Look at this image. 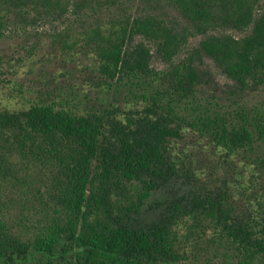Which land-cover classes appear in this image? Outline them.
Instances as JSON below:
<instances>
[{"label":"trees","instance_id":"trees-1","mask_svg":"<svg viewBox=\"0 0 264 264\" xmlns=\"http://www.w3.org/2000/svg\"><path fill=\"white\" fill-rule=\"evenodd\" d=\"M14 38L0 264H264V0H0Z\"/></svg>","mask_w":264,"mask_h":264},{"label":"rangeland","instance_id":"rangeland-1","mask_svg":"<svg viewBox=\"0 0 264 264\" xmlns=\"http://www.w3.org/2000/svg\"><path fill=\"white\" fill-rule=\"evenodd\" d=\"M137 5V4H136ZM170 16H174L173 11L167 10ZM230 34L233 36L239 37L242 36L243 33L237 32V31H230ZM202 37H197L190 39L188 42V47L185 49L183 53H181L180 56L187 54L193 47H195L198 43V41ZM23 42L22 38H14V39H0V57L6 60H11L12 64L14 65V70H16L15 76L11 75L12 72L9 74H6L5 77H1L0 81H6L7 79H12L17 81L18 83L25 82L26 78V72L28 71V68L30 67V63L32 61H35L41 57L40 55H43L44 51L41 49L37 55L32 56L30 58L28 56V53H25L24 50L20 49L18 47L19 43ZM43 48L45 49L48 45V40L44 39ZM42 42V43H43ZM16 61L15 63V60ZM152 66L155 69H162L164 65L160 63L157 60H153ZM199 67L203 69V71L206 72L208 80H209V88L213 89L217 94L227 97V90L228 85L231 83L216 67L215 65L208 59L203 58L200 62ZM263 93L261 92H255V93H249L247 95L246 100H249V103H256L262 98ZM5 103V102H3Z\"/></svg>","mask_w":264,"mask_h":264}]
</instances>
